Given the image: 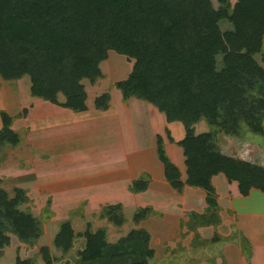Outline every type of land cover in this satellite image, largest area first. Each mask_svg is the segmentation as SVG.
I'll return each mask as SVG.
<instances>
[{
	"label": "trees",
	"instance_id": "16d2710c",
	"mask_svg": "<svg viewBox=\"0 0 264 264\" xmlns=\"http://www.w3.org/2000/svg\"><path fill=\"white\" fill-rule=\"evenodd\" d=\"M219 3L215 9L211 0H0V75L6 81L28 76L33 97L85 112L82 82L94 84L103 77L100 65L107 51L136 59L133 73L116 87L124 101H146L165 114L168 123L183 124L186 135L177 145L186 159L187 182L167 155L161 136L158 159L168 184L178 193L186 186L207 193V212L193 215L194 220L203 226L218 225L213 177L223 174L237 182L243 196L252 189L264 192V167L227 156L218 144L221 134L264 135V68L255 58L264 51V0H238L233 9L229 0ZM223 19L233 25L232 31H222ZM59 95L66 97L65 104L59 103ZM108 100L104 95L97 107L106 110ZM1 119L0 153L21 142L11 129L13 119L4 111ZM201 121L210 130L196 134ZM150 178L136 180L130 191L145 192ZM28 202L24 190L18 189L12 198L0 187V258L10 245V233L24 243L40 238L38 219L21 210ZM121 209L109 206L104 212L119 227L125 223ZM151 213L150 208L140 209L134 222L139 224ZM75 236L65 223L55 245L68 253ZM85 236L87 246L79 264H150L154 259L151 235L145 229L116 243L107 241L104 230ZM242 250L249 261L252 249L246 238ZM41 252L44 262L53 264L49 249ZM17 264L32 262L18 259Z\"/></svg>",
	"mask_w": 264,
	"mask_h": 264
},
{
	"label": "rangeland",
	"instance_id": "374dc122",
	"mask_svg": "<svg viewBox=\"0 0 264 264\" xmlns=\"http://www.w3.org/2000/svg\"><path fill=\"white\" fill-rule=\"evenodd\" d=\"M229 1L231 9H233L238 0ZM211 2L215 9H219V0H211ZM226 25L231 24L228 21H221V28L224 29ZM108 51L105 60L107 62L103 67L109 72L107 75L110 76L108 75L107 79L103 76V79L97 80L94 84L89 80L82 82L85 88L86 102L90 96L91 108L94 106V101L97 110L99 109L96 101L104 95H108L107 103L109 104L111 101L110 92L117 85L116 79L117 81L124 79L131 68L123 61V58H128L127 55L112 50L113 54L110 55L108 61ZM255 58L264 68V51L262 54L256 55ZM221 60L222 58L219 57L218 65L220 66L223 65ZM0 77L2 80L0 81V130L3 128L1 112L4 111L13 119L11 129L21 138L18 146L7 145L0 153V187L12 198L17 194L18 189L24 190L29 202L24 204L21 210L30 211L38 219L42 228L40 238L30 243H24L10 233V245L3 250L0 264H17L18 259L30 260L32 264H46L41 252L44 247L49 249L53 264H79L80 253L87 246L85 234L88 231L96 233L104 230L107 241L116 243L138 229H145L151 235L150 246H153L155 255L150 264H205V262L211 263V260L215 262L214 258L219 255L220 251H214L209 256L203 253L191 257L188 247L189 245L198 247V239H191L187 242L189 244L187 247H182V242L179 245L174 244L180 236L186 235L183 233L186 230H180V235L171 234L172 230L168 231L169 222L165 224L168 226L167 228V226H160L155 221H151L153 213L146 220L136 224L134 222L135 214L140 209H152V207L150 205L139 207L142 198L126 195L124 191H121L129 177L143 163L142 161L138 162L137 158H143L147 147L153 145L152 135L161 129V125H154L159 120L150 121L146 113L137 107L138 103L131 107L122 105L119 97L120 91L116 90L113 93V101L115 110L119 112V116L116 114L117 119L96 115L92 121L85 123L82 121L73 122L71 119L66 121L60 114L51 115L48 109L51 102L31 95L30 77L26 76L15 81H6L1 75ZM35 100H38L41 112L34 113L30 117L29 114ZM58 101L60 104H65L67 99L65 96L59 95ZM46 103L48 111L44 107L47 106ZM53 105L60 107V105ZM108 109L109 107L106 110ZM111 114L114 117L115 114ZM37 118H40L39 123L41 120L45 122V126L38 128L37 133H31L32 122H35L34 119ZM201 122L210 130L205 121ZM168 133L172 134L171 130L166 127L165 133L161 137L168 143V155L170 152V156L172 155L176 159L179 156L177 150H181V148L178 147L175 139L171 142ZM240 137L233 138L221 134L219 141L222 140V144L219 141L218 144L222 153L229 156L223 140L231 138L234 148L231 150L230 157L264 167V135L260 136L246 131ZM33 145H37V148ZM165 150L167 151V149ZM46 152L49 153V156ZM113 162L116 163V166ZM145 175L147 174L143 172L138 176L143 178ZM101 186L109 188L108 191H105L107 195H89L94 189L102 188ZM116 205H121V212L125 218V223L120 227L116 226L104 213L107 207ZM229 215L235 214L230 213ZM188 216L190 217L189 222L194 221L192 214L185 215V218ZM185 220L182 219L181 226L188 225L189 222ZM65 223L70 224L76 235L73 247L68 253L55 245L61 226ZM142 223L145 228L141 227ZM257 228L260 229L258 226ZM162 229L165 233L169 232L167 236H164ZM219 236L216 232L212 239H205L207 244L204 245V241V244L200 246L203 248L198 249L204 251L213 243L220 241ZM244 238L246 236L243 232L234 228L228 242L233 243L243 252L242 241ZM167 240L174 243L169 246ZM184 240L182 238V241ZM249 243L253 254L252 244L250 241ZM226 263H228L227 260L224 263L221 262V264ZM247 263L252 264L251 259L247 260ZM114 264L121 263L115 262Z\"/></svg>",
	"mask_w": 264,
	"mask_h": 264
},
{
	"label": "crops",
	"instance_id": "0c3cea01",
	"mask_svg": "<svg viewBox=\"0 0 264 264\" xmlns=\"http://www.w3.org/2000/svg\"><path fill=\"white\" fill-rule=\"evenodd\" d=\"M222 21H227V20L223 19ZM221 29L223 32L232 31L233 25L232 24L226 25L224 29L223 28ZM111 54H113V52L112 50H109L108 61L110 59ZM123 61L125 64L127 63L128 66H130L131 68L130 71H128V73L125 75L124 79H121V81L119 80L117 81L116 79L115 81L116 83L126 81L133 73L135 68L136 59L128 56V58H123ZM106 62L107 61L101 64V70L103 76H105L107 79L109 75V74L107 75V73L109 72H107L103 67V65ZM223 68H224L223 65L221 66L218 65L219 70L220 69L222 70ZM0 81H2L1 77H0ZM116 90L119 89L116 87L113 89L112 92H110L111 101L108 104L109 105L108 110L102 111L98 107L97 108L99 110H97L95 108L94 101H93L94 106L93 108H91L90 96L86 102L87 111L85 112H75L61 106L60 107L55 106L51 103H49L50 105L49 108L47 103L45 104L47 106L44 107L46 108V111H48L49 109L52 116L54 114H60L64 117L66 121H69L71 119V121L73 122L82 121L85 123V122H89L90 120L92 121V119L96 115H100L104 117L108 116L111 119H117L118 118L117 116H119V112L115 110V102L113 101V93L116 92ZM119 97L122 105H125L127 107H131L138 103L137 107L139 109L141 108L146 113V116L148 119L150 118V121H152L153 119L159 120L158 123H155L154 125H158V126L161 125V129L155 131L152 135L153 145L147 147V151L145 152L143 151L144 152L143 158L141 157L139 159L137 158L138 162L140 161L143 162L141 167L129 177L128 181L126 182L124 188H122L121 191H124L126 195L134 196L135 198H142V203L140 204L141 206L139 205V207H145L147 205H150L152 207V211L154 214V216H151V221H155L160 226H167L165 224L169 222L168 226L170 225L169 226L170 228H168V226L167 228L169 232L172 230L171 234L177 233V235L178 234L180 235V230H186L183 231L184 234L186 233L184 237L180 236L175 243L167 240L168 242L167 245L170 246V244L172 243L179 245L182 242V247L185 246L187 247V245H189L187 242L191 241V239L196 238L198 239L197 241L198 247H194V246L190 247V245L188 247L191 257H196L197 255L203 253L206 254V256H209L214 251L217 252L220 251L219 255H217L214 258L215 262L211 260V263L205 262V264H214V263L221 264V262L224 263V261L226 260L228 262L226 264H248L243 252H241L233 243L228 242L229 241L228 238L231 237L234 228H237V230L243 232V234L252 244L253 254L251 257V263L264 264V193L257 189H252L250 194L247 197H245L241 194L237 182H231L227 179L225 175L219 174L213 177L212 183L216 191V199H217V204L219 206V216L221 222L218 225H209V226L200 225L197 223L196 220L189 222L190 217L188 216L187 218H185V215L187 214L204 215L207 212L208 209V204L206 202L207 193L200 188H193L190 186H186L182 194L174 190L166 180L164 166L158 159L157 148L155 149V147H157V141L155 142V139L158 140L159 136L163 137L166 127H168V129L171 130L172 133L171 136L173 139H175L176 142L182 141L186 135L183 124L180 122L168 123L165 114L160 113L159 110L154 105L146 101L139 100L137 98H132L129 101H124L121 91ZM38 100H35L33 103L34 104L33 108H31V112L29 114L30 117H32L34 113L40 111L39 110L40 107L38 106V102H37ZM111 113L115 114L114 117H112L113 115ZM34 121L35 122L32 123L35 124L36 126L32 124L31 133L33 132L37 133L38 128H42L45 126V122H43L42 120L41 123L38 122L40 121V118L34 119ZM195 130H196V134H201L208 132L209 128H206L203 122H201L200 124H197L195 126ZM219 143L222 144V140H220ZM223 143L226 144L224 146H226V149L229 152V153L227 152V154L230 156L231 150L234 148V142H232V139L229 138L228 140H223ZM167 144L168 143L164 141V146L165 149H167L166 152L168 155ZM33 146L37 148V145H33ZM177 151L179 153V156L176 159L173 158L172 155L170 156V152L168 156L170 157L171 161L179 168L181 173V179L183 182L186 183L188 176H187V167L185 165V157L182 148L181 150L178 149ZM46 154L48 155L49 153L46 152ZM113 164L114 166H116L115 162H113ZM143 172H145L147 175L151 177L150 178L151 181L149 183L148 189L142 193H132L130 191L131 185L135 180L140 179L139 178L140 176L138 175H141V173ZM101 187H102L100 188L101 190L96 188L94 189V191H91L89 195H95V196L100 194H102V196L107 195L105 191H108L107 189L109 188H105L103 186ZM236 202L239 203L237 204ZM230 213L235 215L230 216L229 215ZM159 214H162V216H159ZM182 219L183 220L186 219L185 221L189 222L188 225L181 226ZM257 226L260 229H258ZM141 227L145 228L144 223L141 224ZM216 232L220 235L219 237L221 240L213 243V245L211 244L212 246L204 249V251L199 250L198 248H203L200 246L204 244L205 239L206 240L212 239ZM162 233L164 234V236H167L168 234L165 233L163 229H162ZM182 238H184L185 240L182 241ZM206 242L207 241H205L204 245L207 244ZM165 249L163 250L164 253L166 251Z\"/></svg>",
	"mask_w": 264,
	"mask_h": 264
}]
</instances>
